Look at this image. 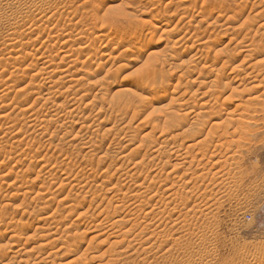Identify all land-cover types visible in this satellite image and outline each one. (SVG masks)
I'll return each mask as SVG.
<instances>
[{
  "label": "rangeland",
  "instance_id": "374dc122",
  "mask_svg": "<svg viewBox=\"0 0 264 264\" xmlns=\"http://www.w3.org/2000/svg\"><path fill=\"white\" fill-rule=\"evenodd\" d=\"M117 13L118 16H116ZM142 16L153 18L155 20L153 23L161 22V24L167 23L168 25L154 34L144 32V28L140 25L136 32L128 38L129 34H125L126 36L123 37L119 34L123 33L122 25L125 27L128 25L126 19L138 21ZM217 17L219 18L217 19ZM102 34L105 35L104 39ZM124 37L128 42L125 39L122 40ZM50 39L52 40L50 41ZM123 41L126 44L120 47L119 42ZM10 43L16 45H14L15 48L13 47L14 50ZM204 43L206 46L203 47ZM48 45H51L50 48ZM126 48L135 51V58L125 67H121V61L126 55L122 50ZM261 48H264V0H0V97H4L0 98V233L4 232L3 236H0V264H29L30 261V264H264V127L255 140L256 154L251 159L255 171L249 173L251 176H245L242 179L244 181L241 180L245 185L240 181V186L237 181V186L231 176L225 181L228 184L221 183V179L215 178L214 175L212 177L214 169L210 172L211 177L208 174L207 178L201 179L205 183L198 182L200 178L195 181L196 177L191 174L184 175L187 172L184 167H177L173 170L172 162L176 164L177 162L173 161L176 158L171 156L170 159L167 157V153L171 154V151L176 149L175 145L177 147L184 142V138L179 137V139H175L176 141L170 140L180 130L170 131L167 129L163 131L159 124L168 114L180 121L190 120L193 117L192 111L200 110L201 97L206 91H209L210 98L214 100L212 104H215L217 108H226L227 111L233 110L237 104L245 103L247 99L263 92L264 85L260 90L253 89L254 92L253 90L252 92L245 91L252 87L251 82L255 76L264 78V70L262 72L260 70L252 71L251 68L264 61V53ZM47 49L52 51L49 54L54 62L47 60L46 63L54 65V67H63L67 64L60 60L64 54H72L70 57L74 60L76 58L77 64L70 69L72 72L69 73L70 77L73 76L72 80L65 82L69 79L67 78L61 81L60 79L65 76L61 73L48 74L49 77L43 73L44 75L40 76V74H36V67L33 66L26 72L36 79L33 84L29 79L26 80L24 84V88L28 87L26 92L38 91L45 85L50 86L57 82L58 88L62 86L63 90L66 89L62 90L65 93L64 97H71V100L76 99L81 105V110L78 109L80 112L77 111L79 114L77 116L76 112L72 114L78 119V125L64 127L65 125L60 123L62 128L59 129L57 127L59 122L53 121L51 125H48V131L42 128L36 136V133L34 135L30 129L28 130L29 124L26 122L28 115L26 118H22L19 115L22 108H14L11 105L13 100L20 101L21 99H16L19 97L18 94L16 95L17 88L9 89L8 82L17 81L19 77L20 79L21 76L23 77L22 74L17 75L15 72V64L19 61V57L28 56L27 60L22 62L23 66L21 67V69L23 67L27 69L26 67H30L31 63L35 64L37 61L42 63L44 59L39 57ZM141 51H145V53L138 55ZM16 56L18 58H15ZM13 58L17 60V62L13 61L15 64L12 62ZM194 64L198 65V69L208 67L209 71L203 70V72L206 75L209 73L213 84L207 83L200 87V82H190L193 80L188 75L193 70ZM87 65L91 66L92 73L96 77H87L88 72H85L88 70ZM61 69L59 68L58 71ZM255 71L261 75L258 73L256 75ZM199 72L200 70L195 72L194 78L198 77ZM251 72L252 74H250ZM13 74L16 77L21 76L16 78L12 76ZM42 77L47 79L43 80ZM234 77L240 83H237L236 80L233 81ZM142 78L149 88L157 91L166 90V95L159 93L158 98L155 97L148 102L142 101V99H135V101L132 89H135ZM242 79H245L244 82ZM189 84L190 86H188ZM178 88L179 90H177ZM127 89H131L133 94L131 90ZM182 94L183 97L179 96ZM119 96L122 99L130 100L131 110L135 113L137 111L136 119L133 122L129 121L132 119L130 117L133 112L121 120L122 114L117 111L115 102L112 101L113 97ZM172 96L180 97L173 105L170 104ZM33 97L34 95H31L30 99ZM62 99L57 98L59 101ZM263 99L260 100L261 102L259 101L261 106L264 105ZM42 103L44 102L39 101L34 109L40 108ZM30 104L28 105L30 106ZM70 105L72 104L69 103L66 109H73V106ZM111 105L114 106V109L110 108ZM50 106L47 104L45 108ZM38 112L40 111L38 110ZM41 113H45V111ZM190 114L191 116H189ZM254 117L255 120H260L264 118V115ZM31 118L34 119V117ZM207 127L209 128V126H205V133L208 130ZM53 132L58 133L54 135ZM147 135L153 136V139ZM103 136H107V140L102 142L101 137ZM91 140L96 143H91ZM130 141L133 143H129ZM88 142L90 145H94L93 149L97 146L102 147L101 150L97 147V150L90 153V155L94 154L93 156L89 155L90 158L89 156L86 158L88 151L85 150V147L87 144L89 146ZM156 145L157 147H155ZM171 145H173L172 150ZM153 146L155 148L164 146L162 155L164 156L167 151L164 157L166 160L170 159L171 166L169 164L165 166V169L163 168L164 164L162 165V162L160 164L158 161L159 159L166 162L161 154V156L158 155L160 158L151 160L152 151L155 149ZM133 150L135 154H129ZM103 152L107 154L104 153V156ZM145 154L146 157H139ZM136 161H141L142 165L141 163L135 164ZM209 165L205 168L211 167ZM207 170L201 169L200 171L208 172ZM131 171L133 174L136 171L135 175L138 176H135L137 177L136 181L143 182L145 187L150 186L152 176H156V179L159 177L161 180L167 176L168 180L165 185H161L158 184L160 179H157V186H159L154 187L153 192L150 193L147 189V191L136 189L133 182L121 178L122 174ZM168 172L171 173L166 175ZM156 173L158 174L156 175ZM211 178H215V180ZM248 178L250 181H247ZM186 179H189L190 184H184L187 182ZM233 182H235L234 185ZM108 183L117 185L113 187ZM193 184L196 185V191L192 190ZM170 185L173 187V193L171 190H164ZM156 190L159 193H156ZM24 191L27 192V196ZM174 193L177 197L190 193L189 207L179 205L178 201L175 202L179 205L177 207L170 200ZM158 194H162L161 196L164 198H161L160 195L159 197ZM116 199L127 200V203L123 204V208H120V211L108 220L105 217V208L110 204L116 205ZM142 199L146 200V205L139 202ZM161 199L165 202L162 203ZM128 203L131 204L127 205ZM138 203L141 204V207ZM134 206L133 210L138 207L141 209L139 208L140 210L135 212L132 210ZM193 206L196 207L193 208ZM142 209L144 212L141 213ZM136 213L140 218H137L139 216ZM170 214L171 216H169ZM184 214L189 215H185L188 218H185ZM144 215L146 217H142ZM40 218H45L42 223L39 221ZM117 218H124L123 225L121 224L120 227L118 223L114 228L109 226L114 220H118ZM175 219L177 222H174ZM101 220L103 223L107 222L104 223L105 227H101L104 232H107L104 234L102 231L103 236L98 233L99 236L96 240L94 238L93 242H90L93 235H98L90 233H93L92 230L98 232L101 229L94 227L101 224ZM162 220L163 222H161ZM159 222L162 224L160 225ZM151 223L153 224L151 225ZM133 224L134 226H131ZM155 225L159 227H155ZM129 227H135L132 229L133 232ZM19 228H21V237L23 238L19 240L18 246L5 245L12 231H18ZM105 229L116 231V234L112 232L110 234ZM56 231L59 233H55ZM130 231L134 234H129ZM136 237L138 238L136 239ZM75 238L80 239L75 247L76 250L73 243ZM65 241L70 242L66 243ZM44 243L45 245L49 244L45 246ZM41 244L44 248L39 250ZM91 244L92 247L89 248ZM140 244L141 246H139ZM148 248L150 249L148 250ZM30 249H34V252L32 250V252H28V259L31 258V260L27 259L28 262L23 263L24 261L20 260L26 259L24 255Z\"/></svg>",
  "mask_w": 264,
  "mask_h": 264
},
{
  "label": "bare ground",
  "instance_id": "6f19581e",
  "mask_svg": "<svg viewBox=\"0 0 264 264\" xmlns=\"http://www.w3.org/2000/svg\"><path fill=\"white\" fill-rule=\"evenodd\" d=\"M185 8V7H184ZM186 10V9H185ZM127 11V10H126ZM118 12V11H117ZM46 13V12H45ZM115 13V12H114ZM122 13H124L123 11H122ZM43 14V13H42ZM113 14V13H112ZM125 14V13H124ZM123 14V15H124ZM144 14V13H143ZM111 15V14H110ZM121 15V14H120ZM127 15V14H126ZM131 15V14H130ZM137 15V14H136ZM141 15V14H140ZM145 15V14H144ZM148 15V14H147ZM97 16V15H96ZM115 16V15H114ZM116 16H118V13H117V15ZM115 16V17H116ZM128 17H129V15H127ZM135 16V15H134ZM139 16V15H138ZM124 17H125V15H124ZM131 17V16H130ZM96 18H98V17H96ZM112 18V17H111ZM133 18V17H132ZM131 18V19H132ZM140 18V20H138V21H133V19H132V21H129L130 19H126V23L128 24L126 27H125V25L123 26L122 25V27H123V33H121L120 32V30H119V34L120 35H122V37L125 35V34H129L128 36H127V38L128 37H130L131 35H133L135 32H136V30L138 29V27H139V25L142 27V28H144V32H146V33H152V34H154V33H156L157 31H159L161 28H163V27H166L168 24L167 23H162L161 24V22H157V23H153V21L155 22V20L153 19V18H149L148 16H147V18L145 17V16H142V18L141 17H139ZM146 18V19H145ZM219 17H217V19H218ZM138 19V18H137ZM114 21H115V19H114ZM233 21V20H232ZM116 22V21H115ZM132 22H134V23H132ZM200 22V21H199ZM98 23V22H97ZM106 23V22H105ZM118 23V22H117ZM168 23H169V21H168ZM235 23V22H234ZM113 24V23H112ZM14 25V24H13ZM117 25V24H116ZM106 26H108V25H106ZM121 26V25H120ZM225 26V25H224ZM113 28V27H112ZM116 28V27H115ZM114 28V29H115ZM120 29H121V27H120ZM161 31H164V30H161ZM109 33V32H108ZM163 33V32H162ZM67 34V33H66ZM10 35V34H9ZM100 35V34H99ZM12 36V35H11ZM15 36V35H14ZM62 36V35H61ZM65 36V35H64ZM69 36V35H68ZM105 35L104 34H102V37H103V39L105 38L104 37ZM126 36V35H125ZM8 38H11V37H9L8 36ZM14 38H16V37H14ZM87 38V37H86ZM106 38H108V37H106ZM13 39V38H12ZM12 39H10V40H12ZM17 39V38H16ZM125 39V37L122 39V40H124ZM9 40V42H11ZM49 40V39H48ZM52 39H50V41H51ZM82 40V39H81ZM101 40H102V38H101ZM126 40V39H125ZM12 41H14V39L12 40ZM111 41V40H110ZM121 41V40H120ZM66 42V41H65ZM68 42V41H67ZM126 42H128V40H126ZM126 42L125 41H123L122 43H120L119 42V44L121 45L120 47H122V46H124L125 44H126ZM16 43V42H15ZM41 43V42H40ZM48 43H49V41H48ZM203 43V42H202ZM63 44H64V42H63ZM206 43H204V45H203V47L204 46H206L205 45ZM253 44V43H252ZM10 45L12 46V48L14 47V43H10ZM84 45V44H83ZM88 45V44H87ZM116 45V44H115ZM254 45V44H253ZM16 46V45H15ZM49 46V45H48ZM51 46V45H50ZM50 46H49V48H50ZM53 46V45H52ZM61 46V45H60ZM118 46V45H117ZM202 46V45H201ZM27 47V46H26ZM33 47V46H32ZM46 47V46H45ZM54 47H56V46H54ZM71 47V46H70ZM199 47H200V44H199ZM248 47V46H247ZM246 47V48H247ZM11 48V49H12ZM15 48V47H14ZM14 48L12 49V50H14ZM40 48V47H39ZM52 48V47H51ZM64 48V47H63ZM113 48V47H112ZM55 49V48H54ZM69 49V48H68ZM114 49V48H113ZM12 50H10V51H12ZM53 50V49H52ZM115 50V49H114ZM118 50V49H117ZM250 50V49H249ZM248 50V51H249ZM261 50H262V52L264 53V48H261ZM18 51V50H17ZM24 51V50H23ZM64 51V50H63ZM78 51V50H77ZM112 51V50H111ZM122 51H125V57L122 59V61H121V67H125L126 65H127V63L129 64V62H131L134 58H135V55H134V50L133 49H131V48H126L125 50H122ZM245 51V50H244ZM31 52V51H30ZM51 50L49 49H47V50H45V51H43L42 52V55L39 57V58H41V57H43L42 59H44L43 61H42V63H39V61H37L35 64H33V63H31V64H29L30 65V67H26L27 69H25L24 67H23V69H21V67L23 66L22 64V62L23 61H25V59L27 60V57L28 56H25V57H19L20 59H19V61L17 62V60L16 59H12V62L15 60V62H17L16 64H15V62H13L15 65H16V73H17V75L18 74H22L23 75V77L21 76V75H19V76H21V79H20V77L19 76H17V77H19L18 79H17V81L15 82L13 79H11V80H13V81H9L8 82V85H9V89L10 88H12L13 87V90H14V87H16L17 88V91H16V95L18 94L19 95V97H17L16 99L18 100H20V101H15V100H13L12 102H11V105L15 108H22V110H20V112H19V115L22 117V118H26V116H27V120L28 121H26L28 124H29V126H28V130L30 129L32 132H33V134L35 135V133H36V136H37V134L39 133V131L42 129V128H44L46 131H48V125H51V123L54 121L55 123H57V122H59L58 124L59 125H57V127H59V129L60 128H62V127H60V126H62L61 124H63V125H65L64 127H66L67 125L69 126V127H71L72 125H78V119H76L75 117L77 116V115H79V114H77L78 112H80L79 110H81V105H80V103H78L77 101H76V99L75 100H71V97L69 98L68 96H65L64 97V92L63 91H65V90H63L62 89V86H59V87H61V88H58L57 86H58V83L57 82H52L53 83V85H50V86H46L45 84L47 83H45L44 85V87H43V89L41 88V89H39L38 91L36 90V91H34V92H32V90L31 91H29V92H26V90L28 89V87L27 88H24V84H25V82H26V80L27 79H29L30 80V82H31V84H33L34 83V81H35V79H36V77L34 78H32L30 75H28L27 73L28 72H26V70H30L33 66H35L36 67V74H40V76L41 75H46V76H48V74L50 75V74H58V73H61V74H63V75H65L63 78H59L61 81L64 79H67V78H69L68 80H66L65 82H69V81H71L72 80V75H71V77H70V75H69V73H71L70 72V69L71 68H73V66L75 65V64H77L76 62V58H75V60L74 59H72L71 57H70V55L72 56V54H64V55H62V57H61V61L63 62V63H67L65 66H63V67H54V65L52 66L51 64H47L46 63V61L47 60H50L51 62L53 61V59H52V56H50V54H51ZM10 53V52H9ZM50 53V54H49ZM53 53H54V51H53ZM65 53H66V51H65ZM68 53H70L69 51H68ZM120 53V52H119ZM145 53V51H141V53H138V55H140V54H144ZM30 54V53H29ZM33 54V53H32ZM36 54V53H35ZM122 54V53H121ZM14 55V54H13ZM258 55H260V54H258ZM19 56V55H18ZM22 56V55H21ZM30 56V55H29ZM31 57V56H30ZM10 58V57H9ZM15 58H18L17 56L15 57ZM137 58V57H136ZM11 59V58H10ZM9 59V60H10ZM39 60V59H38ZM134 61V60H133ZM5 62V61H4ZM30 62V61H29ZM41 62V61H40ZM54 62V61H53ZM3 63V62H2ZM62 63V64H63ZM4 64V63H3ZM54 64V63H53ZM84 64V63H83ZM28 65V66H29ZM38 65H40V66H38ZM82 66V65H81ZM80 66V68H82ZM88 66V65H87ZM256 64L255 65H253V67H251L252 68V71H254V70H260V72H262L263 70H264V61H263V63L261 62H259V65H257L256 67ZM2 67V66H1ZM77 67V66H76ZM86 67V66H85ZM91 66H88V70L87 71H85L86 73L88 72V75H87V77L88 78H94V76H95V74H93L92 73V70H91V68H90ZM193 70L192 71H190V73H189V75H188V77L190 78V79H192L193 81H190V82H200L199 84H200V87L203 85L204 86V84L206 85L207 83H212L213 84V82H212V79L210 80V78H209V73H207V75L206 74H204V72H203V70H207V68L208 67H203L204 69H198V65L197 64H194L193 66ZM260 67V68H259ZM59 68H62L60 71H58L59 70ZM75 69V68H74ZM84 69V68H83ZM76 70H78V69H76ZM197 70H200V72H199V74H198V77L197 78H194V76L196 75L195 74V72L197 71ZM222 70V69H221ZM84 71V70H83ZM207 71H209V70H207ZM212 70L210 69V72H211ZM13 72V71H12ZM206 72V71H205ZM256 72V71H255ZM264 72V71H263ZM16 73H14V74H16ZM44 73V74H43ZM83 73V72H82ZM86 73H85V75H86ZM95 73V72H94ZM212 73V72H211ZM257 73L258 72H256V75H257ZM14 74L12 75V76H14ZM84 74V73H83ZM250 74H252V72L250 73ZM259 74V73H258ZM259 75H261V74H259ZM51 76H53V75H51ZM90 76V77H89ZM252 76H254V75H252ZM263 76H264V74H263ZM262 76V77H263ZM2 77V76H1ZM14 77H16V76H14ZM13 77V78H14ZM16 77V78H17ZM44 77V76H43ZM43 77H42V79H43ZM49 77V76H48ZM96 77V76H95ZM239 77V76H238ZM247 77H250V76H247ZM32 78V79H31ZM41 78V77H40ZM46 78V77H45ZM44 78V79H45ZM164 78V77H163ZM242 78H245V77H242ZM253 78V77H252ZM256 78V79H255ZM10 79V78H9ZM43 79V80H44ZM47 79V78H46ZM80 79V78H79ZM78 79V80H79ZM144 78H142L141 80H140V83H137V85H136V87H135V89H132L133 91H134V94L132 93L133 91L131 90V89H127V90H131V93L134 95V100L135 99H142V101H146V102H148L149 100H151V99H155V97H157V95L159 94V93H162V94H164V95H166V90H164V91H157V90H153L152 88H149L148 87V84L145 82V80H143ZM237 78L236 77H234V78H232V80L234 81V80H236ZM5 80V79H4ZM28 80V81H29ZM41 80V79H40ZM63 80V81H64ZM76 80V79H75ZM74 80V81H75ZM210 80V81H209ZM216 80V79H215ZM214 80V81H215ZM243 80H245V79H242V82H244ZM251 80V79H250ZM253 81L251 82L252 84H251V88L250 89H245V91L246 92H252V90L254 89H258V90H260L262 87H263V81H264V78H260L259 76L257 77V76H255L254 77V79H252ZM46 81V80H45ZM60 81V82H61ZM77 81V80H76ZM164 81V80H163ZM232 81V82H233ZM237 81V80H236ZM236 81H235V83H236ZM30 82H29V84H30ZM95 82V81H94ZM216 82V81H215ZM217 82H218V79H217ZM231 82V81H230ZM42 83V82H41ZM71 83H73V82H71ZM96 83V82H95ZM99 83V82H98ZM234 83V84H235ZM237 83H240V81H237ZM1 84V83H0ZM48 84V83H47ZM50 84V83H49ZM188 84V83H187ZM216 84V83H215ZM232 84V83H231ZM247 84H248V82H247ZM5 85V84H4ZM27 86H28V84H26ZM35 85V84H34ZM40 85V84H39ZM217 85V84H216ZM249 85H250V83H249ZM188 86H190V84L188 85ZM187 86V87H188ZM214 86V85H213ZM212 86V87H213ZM26 87V86H25ZM237 87H238V85H237ZM6 88V87H5ZM33 88V87H32ZM58 88V89H57ZM190 88V87H189ZM188 88V89H189ZM211 88V87H210ZM191 89V88H190ZM63 90V91H62ZM177 90H179V88L177 89ZM254 90H253V92H254ZM263 90V92H261V93H257V95L255 96V97H251V98H249V99H247L246 101H245V103L243 102V103H239V104H237L236 106H235V108L233 109V110H231V111H227V110H225V109H222V108H217V106L215 105V104H212V102L214 101V100H212V98H210L211 96H209V91H206V92H204L203 93V97H201L202 98V102L200 103V110L199 111H192V115H193V117L192 118H190V120H187V121H184V120H182V121H180V119H178V118H176V117H174V116H172V115H170V114H168V115H165V119L161 122V123H159L161 126H162V129H163V131H166L167 129H169L170 131H172V130H174V129H177V131H178V129L180 130L176 135H173L172 136V138L170 139V140H175V139H179V137L181 138V139H183L184 140V142H182V143H180L177 147H176V145H175V148L176 149H174V151H171L172 153L170 154V153H167L168 154V156L167 157H171V156H175L174 158H176V159H172L173 161H176L177 163L176 164H173V162H172V165H173V170H174V168H177V167H184L185 169H186V173L184 174V175H188V174H191V176L193 175L194 177H196L195 178V181H197V179H199L200 178V180H198V182L199 181H203V180H201L203 177H204V179H205V177L207 178V176L206 175H210L211 173V170H213L214 169V172H212V177H213V175H214V177L215 178H219V180L221 181V183L222 182H225L227 179H228V177L229 176H231V178L232 179H234L235 180V182H236V185H237V181H239V185H240V181L245 177V176H248L249 175V173L252 171V172H254L255 170V166H252V163H251V159H252V157H254L255 156V154H256V150H254V145H255V140H256V138H257V136L258 135H260V133L262 132V130H263V127H264V118L263 119H260V120H255L254 118V116H257L258 117V115H261V114H263L264 115V105L263 106H261L262 104L260 103L261 101V99H263V96H264V89H262ZM244 91V89H243V93L245 92ZM176 92H178V91H176ZM175 92V93H176ZM197 92V91H196ZM259 92V91H258ZM4 93V92H3ZM2 93V94H3ZM7 93V92H6ZM9 93V92H8ZM7 93V94H8ZM182 93H184V92H182ZM187 93V91L185 92V94ZM87 94V93H86ZM4 95V94H3ZM31 95H34V97H36V98H34L33 97V99H30V96ZM36 95V96H35ZM97 95V94H96ZM163 95V96H164ZM175 95H178V94H175ZM8 96V95H7ZM132 96V95H131ZM160 96V95H159ZM179 96H181V97H183V94L182 95H179ZM179 96H177V97H173L172 96V99H171V102H170V104H175V102L177 101L176 99L179 97ZM3 96H1L0 98L1 99H3L2 98ZM82 97V96H81ZM194 97V96H193ZM7 98H9V97H7ZM57 98H63L61 101H59V100H57ZM158 98V97H157ZM180 98V97H179ZM178 98V99H179ZM200 98V97H199ZM0 99V100H1ZM12 99H14V97H12ZM96 99V98H95ZM144 99V100H143ZM183 99V98H182ZM8 100V99H7ZM33 100V101H32ZM186 100V99H185ZM264 100V99H263ZM39 101H43L44 103H42V106H40V108L38 109H34L35 108V105L37 106L38 104L37 103H39ZM52 101V102H51ZM84 101V100H83ZM93 101V100H92ZM112 101H113V103H114V105H115V108H117L116 110L117 111H119L122 115H121V117H123L121 120H124L125 118H124V116H128V115H130L131 114V112H133V110H131V106H132V104L129 102L130 100H128V99H122V98H120V96L119 97H113L112 98ZM136 101V100H135ZM156 101V100H155ZM188 101V100H187ZM260 101V102H259ZM3 102V101H2ZM8 102V101H7ZM30 102H31V104H30ZM95 102V101H94ZM102 102V101H101ZM106 102V101H105ZM264 102V101H263ZM69 103H71L72 105H70V106H73V109H66L67 107H68V105H69ZM91 103V102H90ZM96 103V102H95ZM99 103V102H98ZM112 103V104H113ZM185 103H187L186 101H185ZM9 104V103H8ZM28 104H30V106L28 105ZM47 104H50L51 106L50 107H46L45 108V106L47 105ZM102 104V103H101ZM110 104H111V102H110ZM146 104H148V103H146ZM188 104V103H187ZM260 104V105H259ZM184 105H186V104H184ZM29 106V107H28ZM67 106V107H66ZM91 106V105H90ZM103 106V105H102ZM3 107V106H2ZM1 107V108H2ZM75 107V108H74ZM112 107V105L110 106V108ZM114 107V106H113ZM112 107V108H113ZM135 107V106H134ZM193 107V106H192ZM5 108V107H4ZM14 108L12 109L13 111H14ZM137 108V107H136ZM144 108V107H143ZM196 108V107H195ZM79 109V110H78ZM114 109V108H113ZM112 109V110H113ZM135 109V108H134ZM11 110V111H12ZM37 110V111H36ZM38 110L40 111V112H38ZM6 111V110H5ZM42 111H45V113H41ZM78 111V112H77ZM225 111H227V112H225ZM2 112H4L3 110H2ZM10 112V111H9ZM52 112V113H51ZM76 112V113H75ZM112 112V111H111ZM16 113V112H15ZM73 113H75L76 114V116L74 117L72 114ZM136 113H137V111H136ZM135 112H133V114L131 115L132 117H130V118H132V119H130L129 121L131 122H133L135 119H136V114ZM74 114V115H75ZM16 115V114H15ZM188 115V114H187ZM187 115H185L186 117H187ZM18 116V115H17ZM189 116H191V114L189 115ZM20 117V118H21ZM31 117H34V119L32 120V118ZM89 117V116H88ZM5 118V117H4ZM78 118V117H77ZM76 119V120H75ZM7 120V119H6ZM106 120V119H105ZM120 120V119H119ZM120 120V121H121ZM193 120H195V121H193ZM126 121H128V120H126ZM128 121V122H129ZM15 122V121H14ZM99 122V121H98ZM101 122V121H100ZM118 122V121H117ZM128 122H126V123H128ZM61 123V124H60ZM9 124V123H8ZM24 124H26V123H24ZM54 124V123H53ZM156 124V123H155ZM197 124V125H196ZM17 125V124H16ZM129 125V124H128ZM25 126V125H24ZM23 126V127H24ZM83 126H85V127H87L86 125H83ZM92 126V125H91ZM115 126V125H114ZM155 126H157V124L155 125ZM160 126V127H161ZM205 126H209V128H208V130H206L207 132L205 133V131H204V129H206L205 128ZM63 127V128H64ZM131 127V126H130ZM25 128V127H24ZM26 128H27V125H26ZM90 128V127H89ZM10 129V128H9ZM65 130H66V128H64ZM83 129V128H82ZM109 129V128H108ZM154 129V128H153ZM157 129V128H156ZM161 129V130H162ZM14 130V129H13ZM22 130V129H21ZM8 131V130H7ZM27 131V130H26ZM55 131H56V128H55ZM58 131V130H57ZM81 131V130H80ZM177 131H175V132H177ZM9 132V131H8ZM38 132V133H37ZM7 133V132H6ZM30 133V132H29ZM41 133V135H42V132H40ZM54 133V132H53ZM56 133H58V132H56ZM56 133H54V135L56 134ZM21 134V133H20ZM26 134H28V133H26ZM51 134H52V132H51ZM50 134V135H51ZM40 135V134H39ZM59 135V134H58ZM103 135V134H102ZM26 136V135H25ZM35 136V137H36ZM101 136V135H100ZM108 136V135H107ZM107 136L105 137V136H103V137H101V139H103L102 140V142L103 141H105V139L107 140ZM151 136V135H150ZM149 135H147V137H149L150 139L153 137V136H151L150 137ZM3 137H4V135H3ZM2 137V138H3ZM28 137V136H27ZM97 137V136H96ZM259 137V136H258ZM37 138V137H36ZM54 138H56V136H54ZM76 138V137H75ZM131 138V137H130ZM24 139V138H23ZM42 139V138H41ZM40 139V140H41ZM153 139V138H152ZM182 140V141H183ZM4 141V140H3ZM19 141V140H18ZM134 141V140H133ZM176 141V140H175ZM6 142V141H5ZM93 141L91 140V143H92ZM97 142H99V141H97ZM127 142V141H126ZM132 141H130L129 143H131ZM164 142V141H163ZM173 142V141H172ZM14 143V142H13ZM18 143V142H17ZM28 143V142H27ZM34 143V142H33ZM32 143V144H33ZM36 143V142H35ZM89 143V142H88ZM96 142H93V144H95ZM101 143V142H100ZM133 143V142H132ZM167 143V142H166ZM258 143V142H257ZM256 143V144H257ZM23 144V143H22ZM29 144V143H28ZM31 144V145H32ZM83 144V143H82ZM175 144V143H174ZM31 145H30V147H31ZM41 145V144H40ZM84 145H85V143H84ZM162 145H164V144H162ZM86 146V145H85ZM87 146H88V144H87ZM85 147V150H87L88 151V155H86V158H87V156H89L90 155V153H93L94 152V150L98 147H96L95 149H93V147H94V145H90V143H89V146L88 147ZM139 146V145H138ZM151 146V145H150ZM166 147H167V145H165ZM23 147H25V146H23ZM28 147H29V145H28ZM126 147V146H125ZM137 147V146H136ZM155 147H157V145L155 146ZM154 146H153V148H155ZM163 147L164 146H159L158 148H155L153 151H152V159L151 160H156V158H160V156L163 154L162 153V151H164L163 150ZM172 147H173V145H171V150H172ZM22 148V147H21ZM41 148V147H40ZM102 148V147H101ZM101 148H99L98 147V149H100L101 150ZM123 148V147H122ZM139 148V147H138ZM15 149V148H14ZM26 149H28L27 147H26ZM97 150V149H96ZM103 150V149H102ZM136 150V149H135ZM139 150V149H138ZM167 150H169V149H167ZM99 151V150H98ZM107 151V150H106ZM96 152V151H95ZM167 152V151H166ZM165 152V153H166ZM169 152H170V150H169ZM98 153V152H97ZM101 153V152H100ZM105 152H103L102 154L105 156V154H107V153H105ZM133 154L134 153V150L133 151H131V152H129V154ZM165 153H164V156H165ZM99 154V153H98ZM127 154V153H126ZM129 154H127V155H129ZM131 154V155H132ZM135 154V153H134ZM161 154V155H160ZM170 154V155H169ZM26 155V154H25ZM94 155V154H93ZM92 154L90 155V156H93ZM158 155H160L159 157H158ZM90 156H89V158H90ZM100 156H102V155H100ZM108 156V155H107ZM124 156V155H123ZM147 155L145 154V155H143L142 157L141 156H139L140 158H144V157H146ZM163 155H162V157H164ZM30 157V156H29ZM85 157V156H84ZM122 157V156H121ZM27 158V157H26ZM127 158H128V156H127ZM138 158V157H137ZM162 160H163V158H161ZM164 159H165V157H164ZM171 159V158H170ZM170 159H165V161L166 162H164V161H160L159 159H158V161L160 162V164H161V162H162V165L164 164V169H165V166H167V165H169L170 164V166H171V163H169V161H170ZM212 159V160H211ZM214 159V160H213ZM92 160V158L90 159V161ZM139 160V159H138ZM20 161V160H19ZM144 161V160H143ZM141 163V161L140 162H137L136 161V163L135 164H140ZM209 164H211V165H209ZM112 165V164H111ZM141 165H142V163H141ZM207 165H209V166H211L212 167V169H211V167H209L210 168V170H209V168L207 167V168H205ZM134 166V165H133ZM147 166V165H146ZM158 166H160V165H158ZM157 166V167H158ZM45 167V166H44ZM154 167V166H153ZM134 168V167H133ZM155 168V167H154ZM136 169V168H135ZM138 169V168H137ZM136 169V170H137ZM141 169V168H140ZM144 169V168H143ZM201 169H205V170H207L208 172H201L200 170ZM134 170V169H133ZM146 170V169H145ZM159 170V169H158ZM180 170V169H179ZM138 171H141V170H138ZM143 171V170H142ZM154 171V170H153ZM164 171V170H163ZM198 171H200V172H198ZM203 171V170H202ZM172 173H173V171H171ZM171 172H168V173H166V175L167 174H169V173H171ZM189 172V173H188ZM17 173V172H16ZM123 173V172H122ZM135 173H136V171H135ZM135 173L133 174V171H131V172H125L124 174H122L121 175V178L122 179H124L125 178V181H130V182H133V184L135 185V188L136 189H143V191L144 190H148L150 193L151 192H153V190H154V187H156L157 186V182H156V180L158 179H160L159 177H157V179H156V176H152V178H151V180H150V186H148V187H145L144 186V183L143 182H139V181H136L137 180V175H135ZM138 173V172H137ZM141 173V172H140ZM176 173H177V171H176ZM183 173V172H182ZM181 173V174H182ZM158 173H156V175H157ZM163 174V173H162ZM50 175V174H49ZM138 175H139V173H138ZM161 175V174H160ZM254 175V174H253ZM135 176H137V177H135ZM150 176V175H149ZM181 176V175H180ZM179 176V177H180ZM249 176H251V175H249ZM147 177V176H146ZM163 177V176H162ZM161 177V178H162ZM167 177V176H166ZM164 178V180L162 179H160V182L158 183V184H161V185H165V183H167V180H168V177L167 178ZM209 177H211V175L209 176ZM52 178V177H51ZM110 178H112V177H110ZM121 178H119V179H121ZM192 178V177H191ZM215 178L213 179V178H211V179H213V180H215ZM230 178V179H231ZM66 179V178H65ZM127 179V180H126ZM190 179V178H189ZM188 179V180H189ZM210 179V180H211ZM249 179V178H248ZM111 180V179H110ZM139 180V179H138ZM149 180V179H148ZM147 180V181H148ZM187 180V179H186ZM187 180V182H185L184 184H186L187 185V183H189V181ZM190 180H192V179H190ZM120 181V180H119ZM122 181V180H121ZM142 181H143V179H142ZM184 181V180H183ZM218 181V180H217ZM242 181H244V180H242ZM241 181V182H242ZM247 181H250V179L249 180H247ZM86 182V181H85ZM149 182V181H148ZM176 183H177V181H175ZM174 182V183H175ZM180 182V181H179ZM192 182V181H191ZM204 183H205V181H203ZM203 182H202V184H203ZM211 182V181H210ZM230 182H232L231 180H230ZM235 182H233V185H234V183ZM117 183V182H116ZM119 183V182H118ZM201 183V182H200ZM217 183H220V182H217ZM225 183H227L228 184V182H225ZM243 183V182H242ZM99 184V183H98ZM110 186H113V187H115V185H117V184H114V185H111L110 183H108ZM190 184V183H189ZM189 184H188V186H189ZM209 184V183H208ZM244 184V183H243ZM97 185V184H96ZM104 185V184H103ZM102 185V186H103ZM160 185V186H161ZM173 185V184H172ZM172 185H170L169 187H167V189L165 188L164 190L166 191V190H171V192L173 191V187H172ZM175 185V184H174ZM194 185V184H193ZM192 185V186H193ZM215 185V184H214ZM217 185V184H216ZM221 185V184H220ZM230 185V184H229ZM245 185V184H244ZM159 186V185H158ZM157 186V187H158ZM168 186V185H167ZM179 186V185H178ZM196 185H194V187L192 188V190H195V189H197L196 187H195ZM206 186V185H205ZM232 186V185H231ZM238 186V185H237ZM237 186H236V188H237ZM241 186V185H240ZM71 187V186H70ZM164 187V186H163ZM181 187V186H180ZM185 187V186H184ZM221 187V186H220ZM225 187V186H224ZM235 187V186H234ZM233 187V188H234ZM109 188V187H108ZM119 188V187H118ZM186 188V187H185ZM229 188V187H228ZM112 189H114V188H112ZM156 189H158V188H156ZM161 189V188H160ZM111 190V189H110ZM115 190V189H114ZM146 190V191H147ZM159 190V189H158ZM163 190V189H162ZM161 190V191H162ZM186 190V189H185ZM191 190V191H192ZM132 191V190H131ZM130 191V192H131ZM196 191V190H195ZM198 191V190H197ZM25 192V191H24ZM80 192V191H79ZM115 192V191H114ZM113 192V193H114ZM158 191L156 190V193H157ZM169 192V191H168ZM174 192V191H173ZM172 192V193H173ZM177 192H178V190H177ZM199 192V191H198ZM197 192V193H198ZM202 192V191H201ZM26 193L27 192H25V195H26ZM88 193V192H87ZM155 193V194H156ZM159 193V192H158ZM166 193V192H165ZM181 193V192H180ZM179 193V194H180ZM192 194H193V192H191ZM195 193V192H194ZM22 194V193H21ZM24 194V193H23ZM140 194V193H139ZM144 194H145V192H144ZM182 194V193H181ZM180 194V195H181ZM190 193H185V195H181V196H179V197H177V195H176V193H174V194H169V195H171L173 198H170V200H172L174 203L175 202H179L178 204L180 205H184V206H188L189 204H190V200H191V195H189ZM217 194V193H216ZM135 195V194H134ZM161 196L162 194H158V196ZM168 195V196H169ZM203 195V194H202ZM21 196H23V195H21ZM27 196V195H26ZM139 196V195H138ZM152 196L154 197V194H152ZM151 196V197H152ZM159 196V197H160ZM170 196V197H171ZM113 197V196H112ZM111 197V198H112ZM155 197H156V195H155ZM158 197V198H159ZM193 197V196H192ZM202 197V196H201ZM127 198V197H126ZM136 198V197H135ZM146 198V197H145ZM161 198H164V197H162L161 196ZM121 199V198H120ZM119 199V200H120ZM129 199V198H128ZM148 199H149V197H148ZM151 199V198H150ZM113 200V199H112ZM117 200V199H116ZM119 200H117L116 201V205H114V204H110V205H107L106 206V208H105V213H106V215H105V217L109 220V219H112L115 215L114 214H116V213H118L120 210V208H123L122 206H123V204L124 205H126L125 203H127V200L125 201H121L120 200V202L117 204V202L119 201ZM153 200V199H152ZM159 200V199H158ZM162 200V199H161ZM160 200V201H161ZM168 200H169V197H168ZM169 200V201H170ZM133 201H135V200H133ZM138 201V200H137ZM146 201V200H145ZM145 201H143V199L141 200V201H139V202H143V203H145L144 205H146V203L147 202H145ZM148 201V200H147ZM151 201V200H150ZM149 201V202H150ZM159 201V202H160ZM113 202V201H112ZM112 202H110V203H112ZM162 203L163 202H165V200L163 201H161ZM129 204H131V203H128L127 205H129ZM132 204H134V202H132ZM136 204V203H135ZM138 204H140V203H138ZM165 204V203H164ZM166 204H168V203H166ZM176 204V203H175ZM177 205V204H176ZM179 205H177V207L179 206ZM139 206V205H138ZM175 206V205H174ZM181 206V207H182ZM125 207H128V206H125ZM140 207H141V204H140ZM140 207H138V209H136L137 211H139L141 208ZM145 207V206H144ZM143 207V208H144ZM185 207V208H186ZM189 207V206H188ZM187 207V208H188ZM194 207H196V206H193V208ZM135 208V206L132 208V210ZM140 208V209H139ZM125 209V208H124ZM130 209V208H129ZM154 209V208H153ZM152 209V210H153ZM175 209V208H174ZM177 209V208H176ZM175 209V210H176ZM192 209V208H191ZM136 210H133V211H135L136 212ZM143 211H141V213L142 212H144V209H142ZM197 210V209H196ZM122 211V210H121ZM148 212V211H147ZM153 212V211H152ZM170 212V211H169ZM182 212V211H181ZM201 212V211H200ZM133 213V212H132ZM167 213V212H166ZM176 213H177V211H176ZM179 213V212H178ZM185 213H187L186 211H185ZM134 215H135V213H133ZM137 214V213H136ZM150 214V213H149ZM155 214V213H154ZM188 214H189V212H188ZM100 215H102V214H100ZM112 215H114V216H112ZM118 215V214H117ZM116 215V216H117ZM132 215V214H131ZM134 215H132V216H134ZM138 215V214H137ZM137 215L135 216V218L137 217ZM142 215V214H141ZM145 215L147 216V214L145 213ZM142 216V217H146V216ZM179 216H180V214H178ZM177 215V216H178ZM185 215H187V214H184V216ZM130 216V215H129ZM131 216V217H132ZM139 216V215H138ZM169 216H171V214L169 215ZM187 216H189V215H187ZM187 216H185V218L187 217ZM43 217H45V216H43ZM95 217V216H94ZM112 217V218H111ZM119 217V216H118ZM176 217V216H175ZM181 217H182V213H181ZM99 218V217H98ZM106 218H104L105 220H106ZM124 218H125V216H124ZM124 218L123 219H118V220H114V222L113 223H111V225H109V226H111V227H115V226H117L118 225V223H119V226L121 227L123 224H122V222H124ZM137 218H140V216L139 217H137ZM169 218V217H168ZM173 218V217H172ZM177 218V217H176ZM184 218V217H183ZM182 218V219H183ZM188 218V217H187ZM43 219H45V218H40L39 219V221L42 223V220ZM89 219V218H88ZM91 219V218H90ZM104 219H102V220H104ZM115 219V218H114ZM144 220H146L145 218H143ZM151 219V218H150ZM149 219V220H150ZM156 219H158V218H156ZM179 219V218H178ZM177 219V220H178ZM94 220V219H93ZM102 220L100 221V223L102 222ZM132 220V219H131ZM152 220V219H151ZM150 220V221H151ZM180 220H181V218H180ZM107 221V220H106ZM105 221V222H106ZM126 221V220H125ZM158 221V220H157ZM176 221V219L174 220V222ZM46 222V221H45ZM104 222V223H105ZM131 222V221H130ZM149 222V221H148ZM152 222V221H151ZM161 222H163V220L161 221ZM173 222V223H174ZM177 222V221H176ZM103 223V222H102ZM102 223L101 224H99V225H97V226H94L95 228H101L102 226H104L105 227V225H104V223H103V225H102ZM107 223V222H106ZM108 223L110 224V222L108 221ZM132 223H133V221H132ZM150 223V222H149ZM148 223V224H149ZM160 223V222H159ZM122 224V225H121ZM135 224V223H134ZM134 224L133 225H131V226H134ZM147 224V223H146ZM153 223H151V225H152ZM162 223H160V225H161ZM44 225H45V223H44ZM94 225V224H93ZM175 225V224H174ZM176 225H177V223H176ZM46 226V225H45ZM50 226V225H49ZM137 225H135V227H136ZM147 226V225H146ZM157 225H155V227H156ZM93 227V228H94ZM135 227H133V228H135ZM138 227V226H137ZM157 227H159V226H157ZM174 227V226H173ZM22 228V227H21ZM21 228H19L18 229V231H12V233H11V236L9 237V243H8V241H7V244H5V245H7V246H12V247H14V246H18V242H19V240H21L23 237H21L22 235H21ZM47 228V227H46ZM94 228V229H95ZM98 228V229H99ZM113 228H111L112 230H113ZM133 228H131V227H129V229L130 230H132ZM143 228V227H142ZM151 228V227H150ZM111 229H105V230H111ZM119 229V228H118ZM129 229H126V230H129ZM137 229V228H136ZM135 229V230H136ZM141 229V228H140ZM147 229V227L145 228V230ZM65 230V229H64ZM148 230H149V228H148ZM59 231V230H58ZM58 231H56L55 233H57ZM104 232V229L103 228H101L98 232L95 230H92V232L93 233H90V234H94V233H96V234H100L101 232ZM143 231H144V229H143ZM164 231V230H163ZM1 232V231H0ZM36 232V231H35ZM64 232V231H63ZM89 232V231H88ZM105 232H107V231H105ZM104 232V234H106ZM111 232L112 231H109V233L111 234ZM116 231H113L112 233H115ZM127 232V231H126ZM125 232V233H126ZM132 232H133V230H132ZM131 231H130V233L129 234H134V233H132ZM141 232H142V230H141ZM149 232V231H148ZM160 232V231H159ZM169 232V231H168ZM171 232V231H170ZM55 233L53 234L54 236H55ZM59 233V232H58ZM62 233V232H61ZM83 233H85V232H83ZM121 233V232H120ZM124 233V234H125ZM155 233V232H154ZM153 233V234H154ZM164 233V232H163ZM174 233V232H173ZM1 235V237L3 236V234H4V232H2V233H0ZM99 234L98 235H93V237L91 238L92 240L90 241V242H93V239L95 238V240H96V238H97V236H99ZM103 233H101V235H102ZM116 234V233H115ZM87 235V234H86ZM112 235H114V234H112ZM136 235V234H135ZM135 235H134V237H135ZM138 235V234H137ZM167 235V234H166ZM103 236V235H102ZM107 236H108V234H107ZM151 237H152V235H150ZM155 236V235H154ZM49 237V236H48ZM111 237H113V236H111ZM124 237V236H123ZM126 237H128V234L126 233ZM158 237V236H157ZM99 238V237H98ZM138 237H136V239H137ZM148 238V237H147ZM5 239V238H4ZM56 239V238H55ZM122 239V238H121ZM133 239H135V238H133ZM140 239V238H139ZM157 239V238H156ZM132 240V239H131ZM55 241V240H54ZM79 241H80V239L79 238H75L74 239V249H75V247H76V245L79 243ZM121 241V240H120ZM48 242V241H47ZM51 242H53V241H51ZM51 242H50V245H51ZM66 242V241H65ZM67 242H70V241H67ZM66 242V243H67ZM117 242V241H116ZM123 242V241H122ZM122 242H120L121 244H122ZM129 242V241H128ZM157 242V241H156ZM175 242V241H174ZM22 243V242H21ZM72 243V242H71ZM71 243H69V244H71ZM135 243V242H134ZM176 243V242H175ZM20 244V243H19ZM47 244H49V243H47ZM46 244V245H47ZM64 244V243H63ZM93 244V243H92ZM92 244H91V246L89 247V248H91L92 247ZM116 244V243H115ZM130 244V243H129ZM44 245H45V243H44ZM45 245V246H46ZM72 245V244H71ZM90 245V244H89ZM119 245V244H118ZM19 246H22V245H19ZM40 246V247H39ZM38 247H39V250H42L41 248H44V246H43V244H41V245H39ZM41 246H43V247H41ZM48 246V245H47ZM117 246V245H116ZM123 246V245H122ZM129 246V245H128ZM139 246H141V244L139 245ZM162 246V245H161ZM63 247V246H62ZM127 247V246H126ZM138 248V247H137ZM152 248V247H151ZM11 249V248H10ZM15 249V248H14ZM19 249V248H18ZM17 249V250H18ZM36 249V248H35ZM38 249V248H37ZM93 249V248H92ZM91 249V250H92ZM145 249V248H144ZM150 248H148V250H149ZM34 252V249H30V251H27V253H26V255H24L25 257H26V259H21L20 261H24L23 263H25L26 261L28 262V260H31V258L30 259H28V257H29V255H28V252L30 253V252H32V251ZM69 250V249H68ZM73 250V249H72ZM76 250V249H75ZM90 250V249H89ZM143 250V249H142ZM12 251V250H11ZM16 251V250H15ZM66 251V250H65ZM64 251V252H65ZM70 251V250H69ZM138 251V250H137ZM136 251V252H137ZM26 252V251H25ZM59 252V251H58ZM67 253H69L68 251H66ZM77 252H78V250H77ZM17 253V252H16ZM105 253H107V252H105ZM133 253V252H132ZM18 255H20V253H17ZM16 254V255H17ZM50 254V253H49ZM76 254V253H75ZM66 255V254H65ZM68 255V254H67ZM83 255H84V253H83ZM105 255V254H104ZM23 255H22V257H24ZM50 256V255H49ZM48 256V257H49ZM62 256H64V255H62ZM101 256V255H100ZM31 257V256H30ZM82 257V256H81ZM262 257V256H261ZM14 258V257H13ZM13 258H12V260H13ZM100 258V257H99ZM18 259H20V258H18ZM28 259V260H27ZM37 259V258H36ZM47 259V258H46ZM82 259V258H81ZM10 260H11V258H10ZM9 260V261H10ZM42 260V259H41ZM76 260H78V259H76ZM90 260V259H89ZM92 260V259H91ZM19 261V260H18ZM74 262H76L75 260H73ZM79 261H80V259H79ZM82 261H83V259H82ZM26 262V263H27ZM31 262V261H30ZM30 262H29V264H30ZM41 262V261H40ZM69 262H70V260H69ZM14 263V262H13ZM53 263V262H52ZM8 264V263H7ZM20 264H22V263H20ZM76 264V263H75Z\"/></svg>",
  "mask_w": 264,
  "mask_h": 264
}]
</instances>
